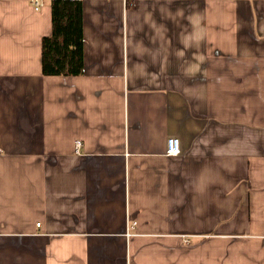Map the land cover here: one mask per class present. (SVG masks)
<instances>
[{"label": "crops", "instance_id": "0c3cea01", "mask_svg": "<svg viewBox=\"0 0 264 264\" xmlns=\"http://www.w3.org/2000/svg\"><path fill=\"white\" fill-rule=\"evenodd\" d=\"M40 2L0 0V264H264V0H81L78 75Z\"/></svg>", "mask_w": 264, "mask_h": 264}, {"label": "trees", "instance_id": "16d2710c", "mask_svg": "<svg viewBox=\"0 0 264 264\" xmlns=\"http://www.w3.org/2000/svg\"><path fill=\"white\" fill-rule=\"evenodd\" d=\"M51 32L41 39L44 75L82 73L81 0H50Z\"/></svg>", "mask_w": 264, "mask_h": 264}, {"label": "built area", "instance_id": "2783aa9c", "mask_svg": "<svg viewBox=\"0 0 264 264\" xmlns=\"http://www.w3.org/2000/svg\"><path fill=\"white\" fill-rule=\"evenodd\" d=\"M30 2L33 4V8L35 10H38L41 7V2L40 0H30ZM75 150L76 152L79 151L81 147V141L76 140L74 142ZM180 152V141L179 138L176 136H169L166 139V149L165 153L167 155H177ZM39 225V223H37Z\"/></svg>", "mask_w": 264, "mask_h": 264}]
</instances>
